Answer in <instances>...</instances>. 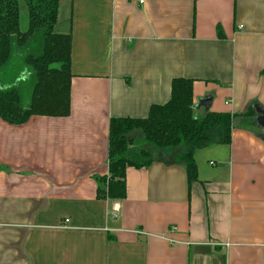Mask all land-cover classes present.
<instances>
[{
  "label": "crops",
  "instance_id": "obj_1",
  "mask_svg": "<svg viewBox=\"0 0 264 264\" xmlns=\"http://www.w3.org/2000/svg\"><path fill=\"white\" fill-rule=\"evenodd\" d=\"M54 31L71 112L0 117V264H264V0H60ZM176 77L233 115L231 143L196 152L192 185L155 160L100 198L111 118L147 117Z\"/></svg>",
  "mask_w": 264,
  "mask_h": 264
},
{
  "label": "trees",
  "instance_id": "obj_2",
  "mask_svg": "<svg viewBox=\"0 0 264 264\" xmlns=\"http://www.w3.org/2000/svg\"><path fill=\"white\" fill-rule=\"evenodd\" d=\"M24 1L28 28L22 31L20 0H0V68L21 54L27 70L25 78L0 86V117L11 124H23L33 115L66 117L71 112L72 36L54 31L60 0ZM24 82L29 84L27 103ZM193 86L194 79L176 77L170 99L153 104L147 117L111 118L109 172L98 177L100 198H124L127 168H143L155 160L183 165L192 185L199 181L196 152L231 143L233 115L209 111L197 116Z\"/></svg>",
  "mask_w": 264,
  "mask_h": 264
},
{
  "label": "rangeland",
  "instance_id": "obj_3",
  "mask_svg": "<svg viewBox=\"0 0 264 264\" xmlns=\"http://www.w3.org/2000/svg\"><path fill=\"white\" fill-rule=\"evenodd\" d=\"M19 7H20V29L24 31L28 28V10L24 0H20ZM25 73L26 70L25 67L23 66V58L21 54L15 55L7 66L0 68V82H4L7 85H10L12 83L10 81H13L15 79L17 81L18 79H21L20 76L23 77ZM27 83L24 82V84L21 85L23 92V99L25 103H27L30 98L29 89H28L29 84Z\"/></svg>",
  "mask_w": 264,
  "mask_h": 264
},
{
  "label": "water",
  "instance_id": "obj_4",
  "mask_svg": "<svg viewBox=\"0 0 264 264\" xmlns=\"http://www.w3.org/2000/svg\"><path fill=\"white\" fill-rule=\"evenodd\" d=\"M26 70V69H25ZM20 76V75H19ZM27 76V70H26V73H25V75H23V77L22 76H20L21 77V79H23V78H25ZM21 79H18L17 81H19V80H21ZM16 81V79L15 80H13V81H10V82H12L11 84H14L15 82H17ZM10 84V85H11ZM0 86H1V88H3V87H6L7 86V84L6 83H4V82H0ZM209 98L208 97H204V98H200L198 101H197V103L196 104H194V109H195V111H196V113H197V116L198 115H205V114H207L208 112H207V109H208V107H209ZM257 113L259 114V117H258V121H259V124L260 125H264V112L263 111H261V110H259V111H257ZM206 249H210L208 246H198L197 248H196V251H199V252H206L205 250Z\"/></svg>",
  "mask_w": 264,
  "mask_h": 264
},
{
  "label": "built area",
  "instance_id": "obj_5",
  "mask_svg": "<svg viewBox=\"0 0 264 264\" xmlns=\"http://www.w3.org/2000/svg\"><path fill=\"white\" fill-rule=\"evenodd\" d=\"M66 222H68V220H66Z\"/></svg>",
  "mask_w": 264,
  "mask_h": 264
}]
</instances>
